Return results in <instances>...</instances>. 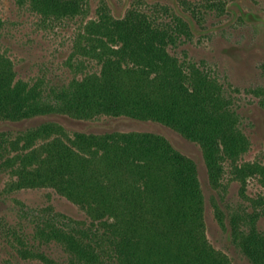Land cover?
Returning a JSON list of instances; mask_svg holds the SVG:
<instances>
[{"label":"trees","instance_id":"1","mask_svg":"<svg viewBox=\"0 0 264 264\" xmlns=\"http://www.w3.org/2000/svg\"><path fill=\"white\" fill-rule=\"evenodd\" d=\"M25 1L52 18L84 17L88 8L87 0ZM180 4L195 19L201 8L224 10L221 2ZM163 9L169 19L136 4L115 15L101 0L96 17L84 23V52L99 69L48 92L17 79L11 58L0 50V120L55 112L154 119L201 145L211 181L218 184L225 161L246 152L249 139L227 87L205 66L170 50L193 30L182 14ZM3 25L0 15V33ZM236 168L257 174L263 192L253 211L231 216L233 240L251 263L264 264V229L258 224L264 219V164ZM0 172L10 175L11 190L51 187L90 218L49 207L31 213L32 231L19 233L0 222L1 234L23 257L45 264H235L207 238L195 160L160 133L70 132L55 120L3 128ZM217 215L224 223L219 208Z\"/></svg>","mask_w":264,"mask_h":264},{"label":"rangeland","instance_id":"2","mask_svg":"<svg viewBox=\"0 0 264 264\" xmlns=\"http://www.w3.org/2000/svg\"><path fill=\"white\" fill-rule=\"evenodd\" d=\"M105 1L115 15H123L136 4L151 9L160 19H169L163 9L168 7L190 22L193 35L170 50L180 58L205 66L227 87L240 116L239 127L249 139L247 151L234 161H225L220 182L214 184L201 145L154 119L106 114L84 119L55 112L17 121L0 120V129L21 130L44 120H55L70 132L78 129L92 132L138 130L166 136L197 164L205 201V231L211 244L225 252L235 264H253L235 244L230 219L234 214L253 211L254 199L263 192L259 176L246 172L242 175L236 165L264 164V0H190L223 3L222 12L216 8H201L198 19L184 10L180 0ZM87 2L84 17L52 18L36 12L25 0H0V15L4 20L0 50L11 58L17 79L38 84L48 92L74 77L99 69V62L84 52L88 45L84 23L96 17L101 0ZM9 181L10 175L0 172V222L3 226H13L19 233L32 231L31 213L49 207L75 219L87 222L90 219L84 208L51 187L11 190ZM218 208L224 213V223L217 215ZM258 224L264 229V219ZM0 264L45 263L20 255L0 232Z\"/></svg>","mask_w":264,"mask_h":264}]
</instances>
